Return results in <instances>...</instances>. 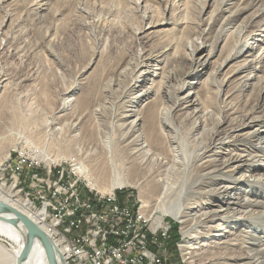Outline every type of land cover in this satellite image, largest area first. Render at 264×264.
I'll return each instance as SVG.
<instances>
[{
	"label": "bare ground",
	"instance_id": "obj_1",
	"mask_svg": "<svg viewBox=\"0 0 264 264\" xmlns=\"http://www.w3.org/2000/svg\"><path fill=\"white\" fill-rule=\"evenodd\" d=\"M44 1L46 0H34L36 19L40 22H46L48 19L57 20V10ZM132 1L139 12L141 11L142 21H149L146 27H135V38L142 47L151 41L161 28L174 26L177 20L182 25V33L180 32L174 44L172 42L161 50L154 48L143 52L142 48H138L136 59L131 64L133 68L130 69H133L134 75L131 76L129 84L124 85L123 82V78H126V70H130L127 67L118 70L120 75L118 79L110 81V85L120 89V94L117 95L119 105L109 106L113 117L110 130L113 136H116L114 143L105 142V148L108 149L109 186H103L82 163L74 158L72 161L81 165L85 181L90 188L102 194H111L125 188L138 189L144 208L150 206L143 185L148 181V173L142 178L133 177L130 172L127 173V162L131 159V164H139V171L143 168L155 169L157 177L152 176V180L162 187L156 207L161 216L159 218L157 216L156 220L168 217L180 224L184 239L181 248L186 259H195L193 263L197 261V264H264V237L260 236V233L264 234V202L252 201L242 193H239L238 197H233L234 202L229 201L227 196L230 191H240L242 187L248 186L250 190L244 193L264 199V191L258 187H264V174L255 178L246 174L236 176L242 168L255 166L256 163L264 160L262 129L264 111L257 113L261 105L259 101H255L257 98H254L256 93L264 94V48L258 45L251 46V40L264 37V28L258 23L259 21H256L264 14V7L250 13L251 18L247 22L244 18L235 26L233 25L235 18L255 6L256 0H250L248 6L230 10L225 9L228 0H219L209 13L211 16L209 19L204 18L206 8L209 7L208 0H199L197 13L200 21L208 25L203 28L200 25L194 27V23L187 21L186 15L191 13L189 1L192 0H174L170 6H176L177 9L170 18L161 14L152 15L151 7L143 5L142 0ZM214 9H217V14L216 11L213 12ZM179 12H183L184 15L177 17ZM223 13H228V16L219 23ZM216 15H220V18L218 19ZM117 16L113 21L116 20L114 25L124 31L123 24L117 23L119 19ZM7 22L2 23L0 29V35L4 36V42L1 43L0 40V58L19 56L20 47L15 46L17 34L27 36L29 33V27H22V23L14 22L11 18H8ZM217 23L219 26L209 44V41L205 42V40L213 33L211 27ZM253 23L255 25L250 27ZM45 35H49L48 31ZM50 36L51 42L54 35ZM223 39V47L218 52L217 46ZM259 42L264 44V40ZM106 45L107 39L99 53L105 52ZM52 47L49 45L48 50L55 56ZM227 47L229 51L224 55L223 51ZM205 51L207 54L203 56L202 53ZM258 51L260 52L257 54ZM160 58H162V68L151 65V62ZM229 63H233L228 69L229 75L222 79L220 76L224 74L223 71ZM209 65H212L210 74L204 81L197 83L200 84L198 91L189 92L183 97L175 96V91L181 94L186 88L194 89L196 83L189 82L188 79L195 76L202 78L205 75L203 70ZM143 67L146 70L137 74ZM257 70L262 75L255 76L254 72ZM157 71L159 74H156ZM151 75L159 80L150 82L147 77ZM232 78L234 87L229 93L230 91L227 90L231 87ZM6 81L7 77L1 67L0 89ZM251 81L253 82L250 83ZM149 82L151 86H145L141 93H137L140 84H149ZM225 87H228L226 91ZM75 88L66 89L64 95L70 94ZM224 91L226 99L221 101L220 113L215 114L207 106L209 94L213 92L221 98ZM20 97L22 98L23 94ZM139 98H144L146 102L137 108ZM73 100L63 101L59 113L70 111ZM166 100L173 106L169 113L164 115L161 110ZM96 111L100 115V111L98 109ZM29 112L28 115L24 113L26 122H23L20 116H14L12 126H7L8 131L12 133L16 131L19 139H24L27 145L39 150V160L47 165L58 164L60 159H53L49 155V149L60 144L54 136V133L57 137L61 134L58 131L60 128L57 127L59 123L52 122V127L50 126L52 129L44 125L49 131L44 133L48 137L45 140L41 138L40 132L36 136H28L26 131L32 129L35 120L29 121L31 111ZM249 129L252 130L247 132ZM8 148H14V144L4 149L5 152L0 155V168L1 163L9 159ZM117 148L123 149L116 151ZM157 148L163 149L158 151ZM226 148L231 151L225 154ZM251 152L255 154L246 159L245 153L250 155ZM219 181L228 185L206 190L209 185ZM13 187L0 184V204L29 218L47 237L87 232V224H74V216H67V221H55V216L47 213L55 212V204H47L46 212L38 206V202H35V194L32 191L24 192L26 200H23L17 196ZM212 198H216L227 208L213 209L212 207L217 205L210 203ZM249 207L262 210H250ZM118 213L120 206H110L108 218H116ZM90 218H93V222H90ZM140 218L141 208L137 207L136 210L131 208L128 223L124 225V235L127 238H135ZM10 220H15L16 223L10 224ZM83 222H90L91 231H99V228H102L100 208L87 206V215H83ZM257 222H262L263 225L255 226ZM29 238L25 227L11 213L3 211L0 215V264H46L41 248ZM204 239H214L211 241L214 244L211 246L212 250L208 258L205 256H208L209 251L206 252L197 246ZM54 247L61 253V264H76L68 251L66 240L54 239ZM192 251L195 252L194 257L189 256ZM197 257L199 259H196Z\"/></svg>",
	"mask_w": 264,
	"mask_h": 264
},
{
	"label": "rangeland",
	"instance_id": "obj_2",
	"mask_svg": "<svg viewBox=\"0 0 264 264\" xmlns=\"http://www.w3.org/2000/svg\"><path fill=\"white\" fill-rule=\"evenodd\" d=\"M173 1L174 0H142V3L143 5H149V7H151L152 15L161 14L165 15L166 18H170L173 11L177 9L176 6H170ZM198 1L199 0L189 1L191 13L186 15L187 21L194 23V27L200 25L206 28L208 25L200 21V17L197 13ZM217 1L219 0L207 1L209 7L206 8L204 18L209 19L211 17L209 13L213 10ZM44 2L47 4L49 3V5L51 4L55 10H57L58 21L51 19H48V22L38 21L35 17L37 11L35 10L36 5L34 0H4V2H0V29L2 23H8V18L13 19L14 22L22 23V27H29L27 36H21V33H18L16 37L17 41H15V46L17 47L19 45L20 47V57L0 58V68L2 67L3 74L7 77V81L3 83L4 85L0 89V155L5 152L4 149L14 144V148H8L10 153L9 159L1 163L0 184H4L7 187L14 186L13 189L15 193L23 200H26L24 192H29L27 191L26 185H20V179H7L6 177H2V170L7 168L18 154H22L29 159H37L40 162L43 161L38 158L39 150L27 145L24 139H19L16 131L13 132L14 134L8 131L7 126H12L13 124L12 118L14 116H20L19 118L22 119L23 122H26L25 117L30 113L29 111H31L32 117H29L31 118L29 121H33L34 119L36 121L34 120L31 126L32 129L26 131V135L36 136V134L40 132V136L43 140L47 137L44 134L48 131L46 128L47 125L48 128H51L52 122H58L59 124L57 127L60 128L58 131L61 132V134L57 137V134L54 133V136L56 141L58 140L60 144L55 148H50L49 155L53 159H60V162H71L72 158L76 159L84 165L89 173L98 178L103 186H109V161L107 163L108 149L105 148V142L109 141L114 143L116 141V136H113L110 130V122L113 117L109 106L113 104L119 105L117 95L120 94V89L110 85V81L120 77L118 70H122L124 67L128 69L133 68L131 64L136 59V51L138 48H142L143 52L150 51L154 48L161 50L172 42L174 44L178 40L180 32L182 33V25H180V22H178L179 20H177L176 25H169L161 28L160 32L142 47L135 38V27H146L149 21H142L141 11L139 12L132 0H46ZM249 2L250 0H228L225 9L230 10L237 7L248 6ZM165 7H168L169 11L168 9L166 10ZM253 7V9L250 7L251 9H248V11H245L238 18H235L233 25L237 26L244 18V21L247 22V20L251 18L250 13L255 12L257 8L261 9L264 7V0H256L255 6ZM216 10L217 9H214L213 12ZM116 15L119 17L117 23L120 22L123 24L125 27L124 31H121L119 26L114 25L116 20L115 22L113 21ZM182 15H184L183 12H179L177 17H182ZM227 16L228 13H223L221 18L220 15H216L218 19L220 18L219 23ZM256 21H259L258 23L264 28V14ZM219 23L211 27L213 33L205 42L209 41L210 44ZM253 25L255 24H251L250 27ZM47 31L49 34L48 36L45 35ZM183 34H185L184 30ZM50 35H54L51 42L50 39H52V37ZM3 39L4 36L1 34V43L4 42ZM106 39V50L104 53H99ZM187 39L186 37V40ZM224 39L217 46L218 52L223 47ZM260 40L263 41L264 37H257L251 40V46L258 45L264 48V44L259 42ZM49 45L53 46L52 51L55 53V56L48 50ZM228 51L229 47L223 51L225 52L224 55H227ZM259 52L260 51H258L257 54ZM206 54V51L202 53L203 56ZM205 59L207 58H204V60ZM156 60L151 62V65H155V68H162V58ZM147 64L148 63H146V65ZM232 64L233 63L227 64L223 71L224 74L220 76L222 79L229 75L228 69ZM211 66L212 65H209V67L206 66L203 70L205 75L202 78H200V76L198 78L195 76L188 79L189 82L196 83L193 86L195 87L194 89L186 88L181 94L175 91V96L179 95L183 97L189 92L193 93L198 91L200 84L197 83L204 81V79L208 77L207 75L210 74ZM145 70L146 68L143 67L137 74ZM156 74H159V72ZM254 74L255 76L262 75L258 70L255 71ZM133 75V69L126 70V78H123L124 85L130 83L131 76ZM147 79H149L150 82L152 80H159L152 75L147 77ZM232 81L233 78L230 82L231 87L227 90L230 91L229 93H231L232 87H234ZM150 82L149 84H140V87L137 88V93H141L145 89V86H151ZM252 82L253 81L250 83ZM71 87L76 88L70 94L64 95L66 89ZM227 88L228 87H225L224 90L226 91ZM225 91L221 98L213 92L209 94V104L207 106L209 109H212L215 114L220 113L221 101L226 99ZM22 94L23 97L21 98L20 95ZM254 98H257L255 101H259L261 105L257 113L263 112L264 94L256 93V97ZM65 100H73L71 102L72 108L70 107L71 110L66 113H59L61 104ZM145 102L144 98H139L137 108H140ZM68 105H70V103ZM172 106L170 101L166 100L161 113L167 115ZM96 109L100 111V115ZM143 109L144 108H142V110ZM24 113H26V115ZM42 127L43 130H41ZM256 128L258 127H255V129ZM262 129L264 130V128ZM250 130L252 129L247 130V132ZM34 140L36 142L38 141L35 137ZM122 149L123 148H117L116 151ZM157 149L158 151H162L163 148ZM230 151V149L226 148L224 153L226 154ZM123 154L126 156L128 155L127 153ZM254 154L253 152H251L250 155L245 153L246 159H249L251 155ZM130 162L131 159L127 162V173L130 172L129 174L133 175V177L138 176L142 178L143 175L148 173V181L143 184L145 195H147V199L150 201V206L147 208V211L151 214L154 213L153 217L158 216L159 218L161 215L157 212L156 207L157 198L162 187L159 183H154V180H152V176L157 177L156 170L152 168H143L142 171H139V164H131ZM43 163L46 164L45 162ZM261 163H264V160L259 161L255 166H246L242 168L237 172L236 176L246 174L247 176L255 178L256 176L264 174V164ZM225 185L228 184L226 182L223 183V181L215 182L209 185L206 190L216 189ZM258 187L262 188L261 190L264 191V187ZM258 187H255V189H258ZM120 190L121 189H119V191L116 190L117 193H119ZM125 190L126 193L124 196L129 195L131 201H141L138 189L125 188ZM249 190L250 188L248 186H244L240 191H230L227 195L229 196V201L234 202L233 197H238V194L242 193L244 197L252 201L258 200L264 202V199L258 196H248L249 193H244V191ZM210 203L217 205L216 207H212L215 210H225L227 208L222 202L219 200L217 201L216 198H212ZM249 208L250 210H262L261 208ZM249 208L247 210H249ZM164 218H167L172 225L175 223L178 226L180 241L177 243V248L180 256V264H197V261L193 263L195 259H186L182 251L181 244L184 239L180 224L171 218ZM259 225H263V223H255V226L261 227ZM253 228L254 227H252V229ZM232 231L236 232L235 230ZM260 236L264 237V234L260 233ZM211 241H214V239H204L197 244L202 250L206 252L209 251L207 253L208 256H205L207 258L210 257V250H212L211 246L214 244ZM192 243L195 244V242ZM194 253L195 252L192 251L189 256L194 257ZM196 259H199V257ZM172 261L169 252V263Z\"/></svg>",
	"mask_w": 264,
	"mask_h": 264
},
{
	"label": "built area",
	"instance_id": "obj_3",
	"mask_svg": "<svg viewBox=\"0 0 264 264\" xmlns=\"http://www.w3.org/2000/svg\"><path fill=\"white\" fill-rule=\"evenodd\" d=\"M78 164L65 161L48 166L18 154L2 170V177L20 179V185H26L27 191L35 194V202L46 212L47 204H55V212H47L55 216V221H67V216H74V224H87V232L48 237L53 246L54 239L66 240L76 264H169L172 223L166 218L156 220L157 216L153 217L141 201L124 196L125 189L120 190L123 195L120 197L117 191L102 194L90 188ZM87 206L100 208L102 228L99 231L90 230L93 218L83 222ZM110 206H120L116 218H108ZM132 207L141 208L140 225L135 238H127L124 225L128 223ZM56 252L61 259V253Z\"/></svg>",
	"mask_w": 264,
	"mask_h": 264
},
{
	"label": "water",
	"instance_id": "obj_4",
	"mask_svg": "<svg viewBox=\"0 0 264 264\" xmlns=\"http://www.w3.org/2000/svg\"><path fill=\"white\" fill-rule=\"evenodd\" d=\"M3 211L11 213L16 220L25 227L28 237L30 236L29 240L33 239V241L41 248L46 264H61V260L58 258V254L53 244L33 221L14 209L7 207L4 204H0V215ZM9 223L14 224L16 222L15 220H10Z\"/></svg>",
	"mask_w": 264,
	"mask_h": 264
},
{
	"label": "trees",
	"instance_id": "obj_5",
	"mask_svg": "<svg viewBox=\"0 0 264 264\" xmlns=\"http://www.w3.org/2000/svg\"><path fill=\"white\" fill-rule=\"evenodd\" d=\"M118 195L120 197L123 196L121 193H118ZM136 208L137 207H132V209L134 210H136ZM170 237H171L170 255L173 261L170 262L169 264H180L181 263L180 256L177 248V243L180 241V235L178 232V226L175 223H173Z\"/></svg>",
	"mask_w": 264,
	"mask_h": 264
}]
</instances>
